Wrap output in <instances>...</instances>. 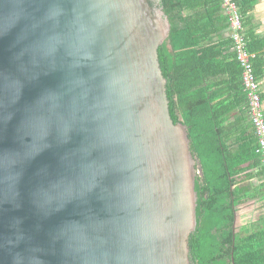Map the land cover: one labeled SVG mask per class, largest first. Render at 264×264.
<instances>
[{"label": "water", "instance_id": "water-1", "mask_svg": "<svg viewBox=\"0 0 264 264\" xmlns=\"http://www.w3.org/2000/svg\"><path fill=\"white\" fill-rule=\"evenodd\" d=\"M154 9L0 0V264H190L201 169Z\"/></svg>", "mask_w": 264, "mask_h": 264}, {"label": "trees", "instance_id": "trees-1", "mask_svg": "<svg viewBox=\"0 0 264 264\" xmlns=\"http://www.w3.org/2000/svg\"><path fill=\"white\" fill-rule=\"evenodd\" d=\"M148 2L160 8L169 22L168 35L157 48L168 111L173 123L185 125L190 152L201 169L195 176L197 225L188 237L190 264H251L253 256L234 243V166L221 135L224 118L215 102L219 93L212 79L228 42L231 47L230 37L215 39L223 27L228 28L227 16L220 14V0L211 1L212 9L200 0ZM239 11L242 16L240 7ZM215 16L221 23L218 27L212 23ZM252 66L258 79L253 59Z\"/></svg>", "mask_w": 264, "mask_h": 264}, {"label": "crops", "instance_id": "crops-1", "mask_svg": "<svg viewBox=\"0 0 264 264\" xmlns=\"http://www.w3.org/2000/svg\"><path fill=\"white\" fill-rule=\"evenodd\" d=\"M204 6L214 8L212 0H200ZM219 1V0H218ZM243 34L247 47L254 54L253 65L259 72L258 81L264 111V0H239ZM186 13H190L189 10ZM220 14L224 15L220 10ZM212 21L221 25L219 17ZM224 23V21L222 22ZM221 31V32H220ZM216 41L230 37L225 26ZM219 34V33H218ZM224 48L217 61L214 80L219 93L216 104L224 121L221 135L233 164L232 180L235 203L234 243L253 256L251 264H264V181L260 156L255 152V135L247 113V98L241 83V69L232 49ZM226 49V50H225ZM213 82V81H212Z\"/></svg>", "mask_w": 264, "mask_h": 264}, {"label": "built area", "instance_id": "built-area-1", "mask_svg": "<svg viewBox=\"0 0 264 264\" xmlns=\"http://www.w3.org/2000/svg\"><path fill=\"white\" fill-rule=\"evenodd\" d=\"M220 1L228 20L231 49L241 68L242 85L247 97V113L255 135V152L260 156L264 181V111L259 81L252 66L254 54L247 48L239 4L236 0Z\"/></svg>", "mask_w": 264, "mask_h": 264}, {"label": "rangeland", "instance_id": "rangeland-1", "mask_svg": "<svg viewBox=\"0 0 264 264\" xmlns=\"http://www.w3.org/2000/svg\"><path fill=\"white\" fill-rule=\"evenodd\" d=\"M157 9V8H156ZM156 9H154V10H156ZM158 10H160V8H158ZM162 22H163V17H162Z\"/></svg>", "mask_w": 264, "mask_h": 264}]
</instances>
